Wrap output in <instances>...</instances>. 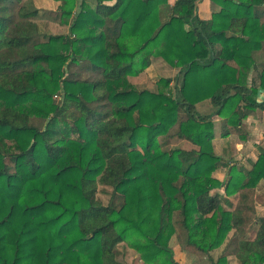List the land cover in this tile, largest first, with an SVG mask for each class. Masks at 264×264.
Instances as JSON below:
<instances>
[{"label":"trees","instance_id":"trees-1","mask_svg":"<svg viewBox=\"0 0 264 264\" xmlns=\"http://www.w3.org/2000/svg\"><path fill=\"white\" fill-rule=\"evenodd\" d=\"M23 1L0 0V264H124L120 244L143 264H177L175 214L188 245L227 264L212 254L241 203L233 213L222 203L264 183V147L219 181L213 120H224L221 138L244 140L245 118L264 112V0H210V20L198 0H51L66 35H40ZM153 57L177 73L158 81L165 91L138 90L129 78ZM204 100L210 115L196 112ZM258 222L254 239L237 242L239 264H264Z\"/></svg>","mask_w":264,"mask_h":264},{"label":"rangeland","instance_id":"rangeland-1","mask_svg":"<svg viewBox=\"0 0 264 264\" xmlns=\"http://www.w3.org/2000/svg\"><path fill=\"white\" fill-rule=\"evenodd\" d=\"M51 0H24L23 4L30 10H36L38 16L32 22H34L38 27V32L40 35H66L69 32L67 27L62 26L59 23L58 19V11L56 4L49 2ZM54 2V1H53ZM167 2V0H166ZM264 51V50H263ZM74 72V68L68 69L65 66V75H68L69 72ZM177 73L176 69L171 68L167 65L161 58L153 57L151 60L150 66L139 76L129 78V82L136 87L138 90H148L151 92H158L161 90L165 91L164 86L158 83L160 79L173 78ZM88 74H84L83 79L87 78ZM171 90H173V86L171 85ZM53 102L55 104L60 103V98L55 96L53 98ZM32 123L34 126L42 128L44 126L45 121L40 119H33ZM224 127L223 121L221 123L220 132L222 133V129ZM228 128V126H226ZM233 131V130H232ZM218 134V133H217ZM214 130V138L217 136ZM232 134L238 138L236 133L233 131ZM221 137V134L219 133ZM214 141V139H213ZM171 142V141H170ZM169 142V143H170ZM170 148H185L191 149L193 146L190 143L184 141H175L174 143H170ZM235 165V164H234ZM238 168V166H234ZM232 168V167H231ZM216 170V166H215ZM230 172V171H229ZM229 176V173H228ZM228 176L226 179H223L221 182H227ZM220 181V180H219ZM220 193H223V189H218ZM261 191V194H264V183H260L253 190H240L236 194L229 196V199H233L234 202L232 207H228L227 205H222V210L233 213V209L237 206L238 203H241V214L240 216L243 219V223L248 218L253 222L256 217L255 214L250 213V208L256 206L257 203H264L263 199H256L252 193H256ZM247 199L241 198V193H244ZM111 195V190L109 188H103L101 186L98 187V198L104 203L107 204L109 202ZM178 215H174V227L176 233L172 236L169 241V246L174 253V260L177 264H212L211 260L202 252H200L194 246L188 245L186 243L185 233L180 228L179 224H177ZM249 223V222H248ZM251 223H249V228L246 229V232L236 231L233 228L226 236L222 245L213 251L214 258L225 256L227 264H239L238 260L235 256V251L237 249V242L239 240L244 239H252L254 233L251 232ZM249 237V238H248ZM119 259L124 264H143L140 259V255L133 249H131L126 244H120L117 247Z\"/></svg>","mask_w":264,"mask_h":264},{"label":"crops","instance_id":"crops-1","mask_svg":"<svg viewBox=\"0 0 264 264\" xmlns=\"http://www.w3.org/2000/svg\"><path fill=\"white\" fill-rule=\"evenodd\" d=\"M114 1L115 0L105 2V4L112 5ZM49 2L58 6L57 2ZM175 2L176 0H167L166 4L171 7ZM218 9L219 8L210 0H198L196 2V15L201 20H210L212 17V13L218 11ZM262 67H264V63L257 66L258 69H261ZM256 73L257 71L255 70L251 71L249 76V83H251V81L254 82V76H256ZM256 101L258 103H262L264 101V92L260 89L258 90ZM195 108L196 112L202 116L210 115L213 112V108L209 100L199 102L195 105ZM222 121L224 120L221 118H214L213 120L214 130L216 134L218 133L216 138H214L213 148L215 154L220 158V162L216 165L214 177L220 181L227 178L231 167L236 165L238 166V168L249 170L251 168V164H253L257 160L259 149L264 147V112L256 109L245 118L242 124V128H240V134L245 138L244 140L237 138L235 134H232V132L228 137L221 138L219 136V133L221 134L220 127ZM236 135L238 136V134ZM211 193H220V191L216 190L212 191ZM242 194L245 195V192ZM251 195H254L256 199L264 200V194H261V191L252 193ZM247 197L245 195L242 198L247 199ZM230 200L234 202L233 199ZM222 205L225 204L222 203ZM250 213L255 214L256 217L254 218L253 222L248 218L244 223L242 222L243 219L240 216L241 212L235 214L237 218H240V222L238 224V227L236 228V231H240L241 233L243 229V231L246 232V229L249 228V223H251V232L254 233L252 239H254L259 226L258 220L264 218V203L256 202V206L250 208Z\"/></svg>","mask_w":264,"mask_h":264}]
</instances>
